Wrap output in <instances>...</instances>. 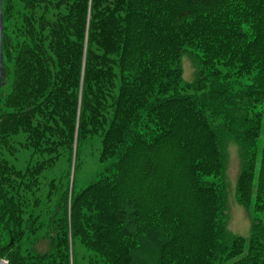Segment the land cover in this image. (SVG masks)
<instances>
[{
  "label": "trees",
  "instance_id": "obj_1",
  "mask_svg": "<svg viewBox=\"0 0 264 264\" xmlns=\"http://www.w3.org/2000/svg\"><path fill=\"white\" fill-rule=\"evenodd\" d=\"M3 19L1 257L264 264V219L229 231L224 145L264 212V0H3ZM98 141L96 177L59 191L47 173Z\"/></svg>",
  "mask_w": 264,
  "mask_h": 264
},
{
  "label": "rangeland",
  "instance_id": "obj_2",
  "mask_svg": "<svg viewBox=\"0 0 264 264\" xmlns=\"http://www.w3.org/2000/svg\"><path fill=\"white\" fill-rule=\"evenodd\" d=\"M183 79L185 82H192L197 77L198 61L196 57L189 51L185 52L182 57ZM12 79L2 86V93L5 95L11 86ZM225 149L227 152V166L226 175L228 181L229 201H228V224L229 231L233 235H242L248 237L251 233V227L254 218L259 220L264 219V212H255L253 205L246 206L238 200L236 182L241 169V155L242 150L237 142L231 138H225ZM100 152L99 141L97 143H88L80 150L77 160V168L75 169V159L72 158V164L69 165L66 158L59 161L57 165L51 169L47 176L55 178L58 185L62 189L73 188L79 191L87 186L97 175L100 170V163L98 160ZM27 154L21 155L17 164L22 166L24 158ZM36 250L44 251L47 248L45 240L38 241L35 246Z\"/></svg>",
  "mask_w": 264,
  "mask_h": 264
},
{
  "label": "water",
  "instance_id": "obj_3",
  "mask_svg": "<svg viewBox=\"0 0 264 264\" xmlns=\"http://www.w3.org/2000/svg\"><path fill=\"white\" fill-rule=\"evenodd\" d=\"M3 0H0V89L6 82V74L4 70V53H3Z\"/></svg>",
  "mask_w": 264,
  "mask_h": 264
},
{
  "label": "built area",
  "instance_id": "obj_4",
  "mask_svg": "<svg viewBox=\"0 0 264 264\" xmlns=\"http://www.w3.org/2000/svg\"><path fill=\"white\" fill-rule=\"evenodd\" d=\"M0 264H9L7 260L0 258Z\"/></svg>",
  "mask_w": 264,
  "mask_h": 264
}]
</instances>
